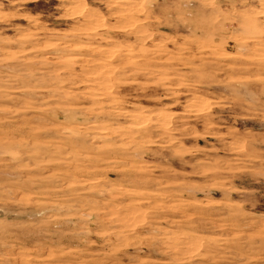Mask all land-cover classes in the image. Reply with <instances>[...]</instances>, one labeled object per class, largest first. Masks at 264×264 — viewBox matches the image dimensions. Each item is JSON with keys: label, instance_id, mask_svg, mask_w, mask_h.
<instances>
[{"label": "rangeland", "instance_id": "374dc122", "mask_svg": "<svg viewBox=\"0 0 264 264\" xmlns=\"http://www.w3.org/2000/svg\"><path fill=\"white\" fill-rule=\"evenodd\" d=\"M0 264H264V0H0Z\"/></svg>", "mask_w": 264, "mask_h": 264}]
</instances>
